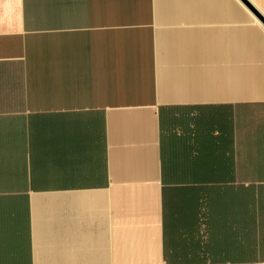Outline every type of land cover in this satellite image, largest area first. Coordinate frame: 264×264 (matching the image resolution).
I'll return each mask as SVG.
<instances>
[{
	"label": "crops",
	"instance_id": "obj_1",
	"mask_svg": "<svg viewBox=\"0 0 264 264\" xmlns=\"http://www.w3.org/2000/svg\"><path fill=\"white\" fill-rule=\"evenodd\" d=\"M0 264H264V0H0Z\"/></svg>",
	"mask_w": 264,
	"mask_h": 264
}]
</instances>
